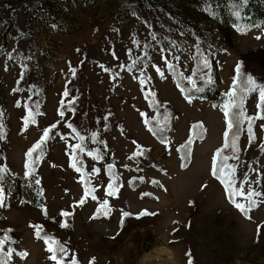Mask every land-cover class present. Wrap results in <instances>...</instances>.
<instances>
[{"label": "rangeland", "instance_id": "rangeland-1", "mask_svg": "<svg viewBox=\"0 0 264 264\" xmlns=\"http://www.w3.org/2000/svg\"><path fill=\"white\" fill-rule=\"evenodd\" d=\"M20 2L22 8L12 7ZM53 2L54 11L49 14L42 0H0V122L6 133L0 140V163L11 172L3 181L6 206L0 208V236L3 230L11 229L9 235L14 242H8L5 248L29 254L25 258L14 254L10 264H53L43 240L35 236L34 224L43 225L42 235L65 243L79 264H89L93 257L95 264H187L189 252L193 264H264V205L250 212L252 218L248 219L229 203L223 186L210 171L212 157L223 144L225 122L219 106L227 99L225 93L231 87L236 63L242 62L245 74L264 82V21L239 26L244 31L229 23L221 27L201 5L189 7L191 13H187V0ZM179 10H184L178 15L182 21L175 19ZM43 12H48L47 18L42 17ZM191 24L196 27L190 28ZM193 28L199 30L202 51L212 61L214 83L206 85L199 79V72L194 79L198 87L211 88L212 94H218L217 107H213L209 93L194 96L188 103L177 87L176 76L165 68L162 77L152 67H163L159 50L167 47L171 50L165 52L169 59L180 57L172 61L178 71L190 75L195 69V41L190 35ZM153 32L156 40L152 39ZM134 39L140 46L133 43ZM133 60L138 61L137 67L128 70ZM71 68H75V75ZM141 72L151 77L143 87L139 83ZM184 84L191 87L187 81ZM65 87L69 97L63 96ZM148 89L156 93L162 105L158 120L163 122L165 112L170 116L163 131L157 120H152L157 109L145 99ZM73 98L71 108L75 111L67 106ZM61 101H65L64 118L58 115ZM256 102L257 94L247 97L248 113L255 111ZM25 105L42 113L27 129L23 127ZM145 118L152 123L146 125ZM57 121L36 164L35 176L41 181L37 186L24 176L26 153L43 129ZM67 123L85 137L86 151L80 155L85 171L102 169L92 180L98 200L89 197L82 206L75 202L83 195L84 186L81 173L71 167L69 147L80 141ZM197 123L203 125L198 130L201 135L194 139L190 157L182 160L180 146ZM260 123L264 122L258 121L255 127L258 140L248 147L246 135L241 134L239 161H229L238 164L241 178L247 172L257 179L253 168L264 173V152L259 147L264 131L258 127ZM93 132L103 144L92 141ZM161 138L167 143H161ZM138 147L143 148L144 155L129 159ZM97 148L103 156L99 161L86 155ZM108 163L116 165L123 185L117 197L104 194ZM182 163L187 166L181 167ZM140 176L144 182L137 179L134 184L128 183ZM152 180L163 187L152 184ZM253 187L264 191V180ZM38 188L43 189L42 195H37ZM144 192L153 195L142 197ZM104 198L109 199L111 215L93 219ZM41 204L46 206L47 216L38 206ZM144 209L156 215L136 219L135 214ZM61 210L73 213L67 218V228L60 227L64 219ZM121 210L134 214L125 218L123 229L119 227Z\"/></svg>", "mask_w": 264, "mask_h": 264}, {"label": "snow or ice", "instance_id": "snow-or-ice-1", "mask_svg": "<svg viewBox=\"0 0 264 264\" xmlns=\"http://www.w3.org/2000/svg\"><path fill=\"white\" fill-rule=\"evenodd\" d=\"M248 0H238V3H233L232 7L235 9L233 11V15L236 17H240L241 11L245 5H247ZM234 27L237 28L238 31H244V28L239 27L234 24ZM152 39L156 40V34L151 33ZM257 39L261 37L257 36ZM137 46H140V42L137 40H133ZM173 45L175 42H172ZM196 53L195 57L197 60V66L192 70L190 75H185L183 72L178 71V66L176 63H173V60L179 61V56H172L169 59L168 55H165V52H171V50L167 47L161 48L160 55L161 59L164 61L163 67L153 64L152 67L155 68V72L160 76L165 75V68L168 71H171L173 75L177 77V87L180 89L181 93H184V98L188 103H192L195 97L190 94L191 90L194 89L195 92L202 93L204 91L203 87L197 86V81L194 77L199 72V79L203 81L206 85H211L214 83L212 76V61L209 59V55L205 54L204 51L201 50L200 45L196 44ZM129 54H131V49L128 50ZM115 56V53H113ZM147 55V53H145ZM11 59V56H9ZM30 59V57H29ZM137 60H133L131 64H129L128 70H131L137 67ZM103 67V66H101ZM243 63L237 62L234 68L235 75L232 80L231 87L225 93L227 99L225 102L220 105V110L223 112V118L225 122V129L223 131V144L221 147H218L212 157L211 161V175L219 181V183L223 186L224 194L231 205H233L240 213H242L248 219L252 217L249 215L254 209H257L261 205H264V191L257 190V188L253 187V185H260L261 181L264 180V173L260 172L258 169L253 168L252 171L257 174V179H253L249 177L247 172H245L241 177L238 176V164L230 163L229 161H239L240 158V139L241 134H245L248 142V147H250L253 142L258 140L255 127L257 126V122H264V82H258L255 77L251 74H245L242 71ZM70 71L73 75H75V68H71ZM104 71H109L108 68H104ZM118 75V74H117ZM151 77L147 76L145 73L141 72L139 83L143 87L148 83ZM187 81L191 85V89H188L183 86V82ZM243 84L241 88L240 85ZM251 94H257V102L255 103V111L253 113H248L246 110V99ZM70 93L67 87L63 92L64 97H69ZM145 99L149 100V105L157 109V116L152 117V120H157V124L159 126V130L163 131L164 127H166V123L169 120L170 116L167 112H165L163 117V122L158 120L159 116V108L162 107L161 103L156 99V93L151 89L145 91ZM75 98L67 101V106L71 111H75L74 108H71V105L74 103ZM17 106H19V101H17ZM36 107H39V102H36ZM65 101H61V109H58V115L61 118L65 117ZM213 107H217L214 105ZM27 109V114L23 117V127L27 129L30 124L36 123V116L42 115V113L33 111V108L25 105ZM142 116L146 114L141 113ZM3 116V112H0V117ZM107 119V117H105ZM152 120L145 118L144 123L146 125H150ZM59 121L52 123L50 126L45 127L43 129V133L40 136L39 140L28 149L26 153V161L24 163V176L31 178V181L34 182L35 185H40L41 181L38 177L35 176L36 172V164L42 159L44 155L43 145L51 139V134L54 129L57 128V124ZM67 127L72 130L73 133L76 134V137L80 141L75 145H69L70 157H71V167L78 173H81L80 180L83 184V195L80 197L78 201L75 203L77 205H84L87 199L90 197L92 201H97L98 197L95 194L97 189L92 186L93 178H97L98 174L101 173L102 169L100 167H93L90 171H85L83 160L80 159V155L84 154L86 149L84 145L85 137L80 135L77 132L76 128L72 123H67ZM203 127L202 124L197 123L192 126L190 130L189 138L186 143L180 146L179 150L184 151V156L181 158L182 160H187L191 155V146L198 136L201 133L198 131ZM261 131H264V123H260L258 125ZM150 131L153 132V135H156V132L150 127ZM6 133L4 130V124L0 122V140L5 139ZM98 133L93 132L91 134V139L94 143L103 144L104 142L101 140H97ZM61 139H66V137L61 136ZM161 143H167V140L161 138ZM260 150L264 152V142L259 143ZM38 153V154H37ZM227 153V154H226ZM36 154V155H34ZM88 157H91L95 161H99L103 159L101 154V150L99 148L88 150L86 152ZM144 155L143 148L138 147L137 151L133 152L132 156L129 159H134L136 157ZM186 163H182L181 167H186ZM106 174L108 177L106 187H104L105 197H117L121 187L123 186L120 181V174L116 171V165L113 163H108L106 166ZM127 168V165H124ZM11 175V172L7 165L0 163V208L6 206V189L3 181L5 177ZM139 179L140 182H144V177H133L128 181L129 184H134L135 181ZM98 182V180H97ZM152 184L160 185L158 180H152ZM163 187V185H160ZM43 189H37V195H42ZM142 197L152 196L153 194L150 192H144L141 194ZM191 203V202H190ZM45 216L48 215V210L44 205H38ZM112 213V208L109 203V199L104 198L99 201L98 206L95 209V212L92 216L93 219L99 217H109ZM73 213L71 211L61 210L60 216L64 218L60 222L61 228L69 227L68 219L71 217ZM134 214L130 211L121 210L120 218H119V227L123 229L125 227V218L132 217ZM155 212H151L147 209L139 211L135 214L136 219H140L141 217L146 216H155ZM55 219V218H53ZM174 223H178L174 221ZM32 227L35 230V236L37 239H42L44 244L46 245V249L49 255V260L53 262V264H79V260L75 253H72L71 256L69 254V249L67 245L60 240L56 239L53 236L43 234V225L34 224ZM11 229L3 230V235L0 236V264H10V262L15 256L20 258H25L29 254L26 251L17 252V250L13 247L5 248V245L12 241V237L9 235ZM175 231V229H173ZM260 233V227H257V234ZM116 235H119L117 232ZM115 239V237H113ZM14 242V241H12ZM187 264H193V259L191 257V253H186ZM89 264H95V257L89 261Z\"/></svg>", "mask_w": 264, "mask_h": 264}, {"label": "trees", "instance_id": "trees-1", "mask_svg": "<svg viewBox=\"0 0 264 264\" xmlns=\"http://www.w3.org/2000/svg\"><path fill=\"white\" fill-rule=\"evenodd\" d=\"M55 1V0H54ZM187 3H189V5H187L188 7V12L187 13H191L190 8H193V5H201L204 7V11L206 15L212 16V20H216L218 21V23H220V26H225L227 23H229L231 26L238 25V26H242L243 24L245 25H253L259 21H264V0H248L247 5H245L243 7L241 11V15L240 17H236L234 16L232 13L235 9H233L232 5L233 3H238V0H187ZM2 5V4H1ZM42 5L47 8L48 7V12L49 14H51L54 10H52L53 6H54V2L53 0H42ZM12 7L16 8V9H20L23 7V2L17 3V4H13ZM190 7V8H189ZM186 8V7H185ZM184 10H179L176 13L175 19L177 21H182L183 18L178 17V15H180L181 13H183ZM48 12H43L42 13V17L47 18V14ZM194 23H198L197 21H192ZM191 27H196L194 25H190ZM198 29H192L190 30V32L192 34L191 37L194 38V43L199 44L201 50H203V38L201 36V34L198 32ZM196 49V47H195ZM205 52V51H204ZM211 55V54H210ZM194 64H195V68L197 66V60L195 57L194 60ZM177 79V77H176ZM183 86L191 89L190 86H188V84H184L183 82ZM205 93H209L210 95V100L213 102L214 105H216V98L219 97L218 94H212L211 93V88H205L204 91L202 93L199 92H195L194 89L191 90V93L193 96H200L203 95ZM155 129V128H154Z\"/></svg>", "mask_w": 264, "mask_h": 264}]
</instances>
